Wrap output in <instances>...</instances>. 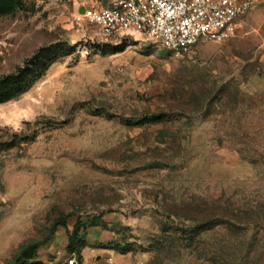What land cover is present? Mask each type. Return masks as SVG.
I'll use <instances>...</instances> for the list:
<instances>
[{"label":"rangeland","instance_id":"1","mask_svg":"<svg viewBox=\"0 0 264 264\" xmlns=\"http://www.w3.org/2000/svg\"><path fill=\"white\" fill-rule=\"evenodd\" d=\"M91 1L0 15V72L56 59L0 103V264L58 219L23 264H264V1L180 57L102 36L79 18Z\"/></svg>","mask_w":264,"mask_h":264},{"label":"built area","instance_id":"2","mask_svg":"<svg viewBox=\"0 0 264 264\" xmlns=\"http://www.w3.org/2000/svg\"><path fill=\"white\" fill-rule=\"evenodd\" d=\"M260 1L264 0H94L81 8L79 18L106 38L133 30L180 57L200 43L233 37L239 22ZM64 264L84 263L71 254ZM105 264H114L113 257H106Z\"/></svg>","mask_w":264,"mask_h":264},{"label":"trees","instance_id":"3","mask_svg":"<svg viewBox=\"0 0 264 264\" xmlns=\"http://www.w3.org/2000/svg\"><path fill=\"white\" fill-rule=\"evenodd\" d=\"M23 7V0H0V15L12 13L15 10ZM64 45H67V43H57V46ZM51 47L52 46L40 47L31 56L25 58L22 63L16 66L12 71L0 72V103H4L23 94L46 73L51 64L56 61L54 57H46V51H48ZM203 100H206V98ZM208 104H213V101H208ZM13 138L15 141H21L26 137L13 134ZM62 222H64V219H58L55 223H53L48 235L42 241L31 242L23 247L13 260L12 264H23L24 259L27 258L31 252H33L38 246L49 241L55 231L56 226ZM221 223L222 221H218V225ZM234 260L235 257L226 258L224 263L235 264Z\"/></svg>","mask_w":264,"mask_h":264},{"label":"water","instance_id":"4","mask_svg":"<svg viewBox=\"0 0 264 264\" xmlns=\"http://www.w3.org/2000/svg\"><path fill=\"white\" fill-rule=\"evenodd\" d=\"M80 11H82V9H81ZM65 42H66L68 45H72V43H71L69 40H65Z\"/></svg>","mask_w":264,"mask_h":264},{"label":"crops","instance_id":"5","mask_svg":"<svg viewBox=\"0 0 264 264\" xmlns=\"http://www.w3.org/2000/svg\"><path fill=\"white\" fill-rule=\"evenodd\" d=\"M256 12V11H255ZM255 12H253L252 14H255ZM105 262V261H104ZM96 263V262H95ZM98 264V263H97ZM99 264H104V263H99Z\"/></svg>","mask_w":264,"mask_h":264}]
</instances>
